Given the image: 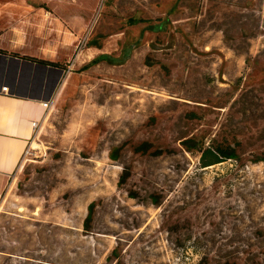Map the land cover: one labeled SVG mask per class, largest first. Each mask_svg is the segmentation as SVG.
<instances>
[{
    "label": "rangeland",
    "instance_id": "rangeland-1",
    "mask_svg": "<svg viewBox=\"0 0 264 264\" xmlns=\"http://www.w3.org/2000/svg\"><path fill=\"white\" fill-rule=\"evenodd\" d=\"M3 42L61 66L0 264H264V0H0Z\"/></svg>",
    "mask_w": 264,
    "mask_h": 264
},
{
    "label": "crops",
    "instance_id": "crops-1",
    "mask_svg": "<svg viewBox=\"0 0 264 264\" xmlns=\"http://www.w3.org/2000/svg\"><path fill=\"white\" fill-rule=\"evenodd\" d=\"M0 47L10 48L8 53L0 52V199L6 188L8 181L14 177V170L19 165L23 153L26 150L30 139L34 134V120H39L43 109L38 99L20 95H8L1 91L4 84H8L12 90L19 86L27 88H38L43 81V77L35 78L38 84H35L34 76L25 74L22 78L24 63L30 62L24 60L12 53L14 49L11 42L0 43ZM8 47V48H7ZM19 58V59H17ZM23 66V67H22ZM45 70L48 68L42 67ZM47 71V72H48ZM29 73V71H28ZM42 79V81L40 80ZM40 80V82H39ZM43 83V82H42ZM31 89V90H32ZM24 91L23 93H25ZM29 93V91H28ZM32 94V93H31ZM34 94V93H33ZM40 121V120H39Z\"/></svg>",
    "mask_w": 264,
    "mask_h": 264
},
{
    "label": "trees",
    "instance_id": "trees-1",
    "mask_svg": "<svg viewBox=\"0 0 264 264\" xmlns=\"http://www.w3.org/2000/svg\"><path fill=\"white\" fill-rule=\"evenodd\" d=\"M0 52L1 53H8L9 50L3 47H0ZM10 53L24 58V59H28L30 61L33 62H37L40 64H45V65H53V66H61L59 62L53 61V60H49V59H45V58H39L36 56H29V55H19L18 53L11 51ZM186 141V140H185ZM187 143V142H184ZM138 149H145L144 146H139ZM234 152L233 151H228V150H224L222 148H219L218 150H213L211 147H207L202 151V156H201V160H202V164L203 166H208L217 162H222L224 160L227 159H232V157L234 156ZM93 208H94V202L91 203L90 205V210L88 213V216L86 218V227L87 229H89L90 226V221L92 218V213H93Z\"/></svg>",
    "mask_w": 264,
    "mask_h": 264
},
{
    "label": "built area",
    "instance_id": "built-area-1",
    "mask_svg": "<svg viewBox=\"0 0 264 264\" xmlns=\"http://www.w3.org/2000/svg\"><path fill=\"white\" fill-rule=\"evenodd\" d=\"M1 91L2 92H5L8 95H11L12 94L11 93L12 88L8 84H4L2 86V88H1ZM38 101H39V104H40V106H41V108L43 110L44 109H50L52 107V105H53L54 98H53V96H50L49 98H40L39 97ZM38 124H39V120H34V122H33L34 128H36L38 126ZM27 151H28V149L25 152H27Z\"/></svg>",
    "mask_w": 264,
    "mask_h": 264
},
{
    "label": "water",
    "instance_id": "water-1",
    "mask_svg": "<svg viewBox=\"0 0 264 264\" xmlns=\"http://www.w3.org/2000/svg\"><path fill=\"white\" fill-rule=\"evenodd\" d=\"M17 59H19V58H17ZM43 67H45V68H48L49 70H52V69H58L57 67H52V66H50V65H45V64H41ZM61 71H63V70H61ZM11 93L12 94H15V95H20V96H27V97H33V98H39V97H37L36 95H33V94H28V93H23V92H18V91H16V90H12L11 91Z\"/></svg>",
    "mask_w": 264,
    "mask_h": 264
},
{
    "label": "bare ground",
    "instance_id": "bare-ground-1",
    "mask_svg": "<svg viewBox=\"0 0 264 264\" xmlns=\"http://www.w3.org/2000/svg\"><path fill=\"white\" fill-rule=\"evenodd\" d=\"M32 147L36 148V147H38V145L35 142H33Z\"/></svg>",
    "mask_w": 264,
    "mask_h": 264
}]
</instances>
